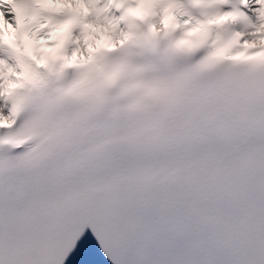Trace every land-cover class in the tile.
Segmentation results:
<instances>
[{"label":"snow or ice","instance_id":"1","mask_svg":"<svg viewBox=\"0 0 264 264\" xmlns=\"http://www.w3.org/2000/svg\"><path fill=\"white\" fill-rule=\"evenodd\" d=\"M0 264H264V0H0Z\"/></svg>","mask_w":264,"mask_h":264}]
</instances>
